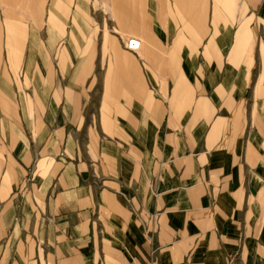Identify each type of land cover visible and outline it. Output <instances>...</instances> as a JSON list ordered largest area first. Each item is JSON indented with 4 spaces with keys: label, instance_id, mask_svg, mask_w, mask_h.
Wrapping results in <instances>:
<instances>
[{
    "label": "crops",
    "instance_id": "0c3cea01",
    "mask_svg": "<svg viewBox=\"0 0 264 264\" xmlns=\"http://www.w3.org/2000/svg\"><path fill=\"white\" fill-rule=\"evenodd\" d=\"M43 1L0 0V264H264V0H102L92 109L101 19ZM9 57L55 70L30 108L7 100Z\"/></svg>",
    "mask_w": 264,
    "mask_h": 264
},
{
    "label": "rangeland",
    "instance_id": "374dc122",
    "mask_svg": "<svg viewBox=\"0 0 264 264\" xmlns=\"http://www.w3.org/2000/svg\"><path fill=\"white\" fill-rule=\"evenodd\" d=\"M46 2H47L46 0L42 2V4L40 5L41 9L45 7ZM91 8L93 9L95 16H97L96 18L101 19L99 21L103 22L104 24L107 23V26L104 25V27H102L101 23L99 24V21H98V24L96 23L95 25L96 28L93 29L94 32L91 37L92 41L89 40L88 42V44H93L94 46L93 49H90V50L87 49V50L91 51L92 60H93V57L95 58V64L92 65V72L94 74V78H96L94 81L95 85L93 84L95 87H94V90L92 91L94 96L89 98L87 102L88 104L87 106L89 109H92L93 107L99 104L98 102L101 98V94H102L103 101L105 100L106 87H105L104 78L106 76L105 74H106V68H107V51L104 46L105 44L104 39H105L107 30H113V20L111 18V12H110L109 5H106L102 0H92ZM44 35L46 37V33ZM120 35H121L120 36L121 41L123 40L124 47H126L125 44L127 40H129L130 38H127V36H124L123 34H120ZM7 36L9 39H12L14 37H17L18 39V42H16L15 45H12L13 42L11 40L9 42L7 41L10 45V49L9 47H7V52L8 53L10 52L11 54L13 52H15L16 54L22 53L23 42L26 39L25 32H20L16 30L14 27H7ZM8 43H7V46H9ZM49 44H51V41H49ZM79 44L81 45L82 43L79 42ZM15 47H18L20 50L16 49ZM65 52L66 51L61 53L60 56H68L67 53ZM29 54L30 56L35 55L34 52H33V55L31 54V52ZM39 55L41 57H44L45 62H47L46 58L52 55V49L44 47L42 52L41 51L39 52ZM8 59H9V64H7V89H15L16 96H12L9 98L7 97V100L10 101L11 105H15V106H18V105H23V106L33 105L34 106L35 97H31L30 94H31V90L36 87L35 86L37 82V77L35 75L36 70L38 69L39 71V69L43 67L44 78L46 80H49V82L52 84V79L55 78V70L53 66L51 64H44L43 66H36L35 64H30V62H33V61L32 59L31 60L29 59L28 60L29 63L24 67L22 65H17L16 63L12 64L10 63L11 58L9 57ZM16 60L17 59H15V61ZM3 85H4V82L0 81V88H3ZM32 91L34 93V90ZM0 101H2L1 102L2 104L4 103L1 97H0ZM103 104H106V103H103ZM27 116H28L27 121L30 122V120L32 121L34 114L28 113ZM9 120H10V112L7 106V122ZM25 187L26 186H23V185L21 186V184H19V186L17 185V187L15 188L16 189L15 190V200L16 201H20L22 199L21 192L25 189Z\"/></svg>",
    "mask_w": 264,
    "mask_h": 264
},
{
    "label": "built area",
    "instance_id": "2783aa9c",
    "mask_svg": "<svg viewBox=\"0 0 264 264\" xmlns=\"http://www.w3.org/2000/svg\"><path fill=\"white\" fill-rule=\"evenodd\" d=\"M133 43H136L137 44V46H138V40H136V39H134V38H130L129 40H127V42H126V44H125V46H126V48L127 49H130V50H136V48H137V46L136 47H134L132 44Z\"/></svg>",
    "mask_w": 264,
    "mask_h": 264
},
{
    "label": "water",
    "instance_id": "95a60500",
    "mask_svg": "<svg viewBox=\"0 0 264 264\" xmlns=\"http://www.w3.org/2000/svg\"><path fill=\"white\" fill-rule=\"evenodd\" d=\"M132 45H133L134 47H136V46H137V44H136V43H133Z\"/></svg>",
    "mask_w": 264,
    "mask_h": 264
}]
</instances>
